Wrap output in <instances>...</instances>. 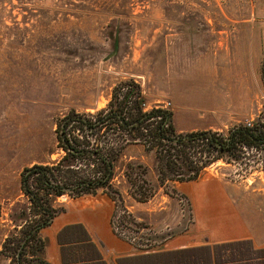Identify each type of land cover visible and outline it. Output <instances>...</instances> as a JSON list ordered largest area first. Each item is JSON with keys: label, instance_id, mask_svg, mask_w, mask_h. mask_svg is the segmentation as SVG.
I'll use <instances>...</instances> for the list:
<instances>
[{"label": "rangeland", "instance_id": "1", "mask_svg": "<svg viewBox=\"0 0 264 264\" xmlns=\"http://www.w3.org/2000/svg\"><path fill=\"white\" fill-rule=\"evenodd\" d=\"M263 60L264 0H0V264H13L3 244L30 206L22 172L63 155L65 117L96 115L131 83L147 109L172 110L176 127L227 134L264 120ZM239 154L242 161L219 159L199 177L222 179L264 211V148ZM129 157L147 165L150 197L136 200L140 186L120 168L111 221L138 247H157L194 217L185 182L162 185L155 152L142 143L129 145L122 163ZM74 199L58 202L71 210Z\"/></svg>", "mask_w": 264, "mask_h": 264}, {"label": "trees", "instance_id": "2", "mask_svg": "<svg viewBox=\"0 0 264 264\" xmlns=\"http://www.w3.org/2000/svg\"><path fill=\"white\" fill-rule=\"evenodd\" d=\"M261 72L264 80V60ZM57 137L63 155L55 161L28 166L22 172L21 188L30 206L14 217V231L3 244L13 264H49L42 256L46 240L41 232L64 210L58 202L60 197L76 198L102 191L120 201L121 192L115 182L120 168L129 184L140 186L133 197L149 200L150 195L142 190L147 182V165L131 157L122 163L129 145L142 143L147 151L155 152L162 185L166 181H190L219 159L239 162L240 151L264 148V120L236 124L227 134L212 129L178 132L172 110L162 105L147 109L142 91L128 83L96 115L65 117L59 123ZM198 154L206 157L205 164Z\"/></svg>", "mask_w": 264, "mask_h": 264}, {"label": "crops", "instance_id": "3", "mask_svg": "<svg viewBox=\"0 0 264 264\" xmlns=\"http://www.w3.org/2000/svg\"><path fill=\"white\" fill-rule=\"evenodd\" d=\"M184 182L194 220L162 245L140 248L118 235L110 196H80L42 229L43 258L49 264H264V211L222 179ZM80 199L86 206L75 207Z\"/></svg>", "mask_w": 264, "mask_h": 264}, {"label": "built area", "instance_id": "4", "mask_svg": "<svg viewBox=\"0 0 264 264\" xmlns=\"http://www.w3.org/2000/svg\"><path fill=\"white\" fill-rule=\"evenodd\" d=\"M170 103H166L165 105H169ZM247 124L248 125H250L251 124V122H247ZM183 197V196H182ZM193 220H194V217H191L190 218V223L189 224H191L192 222H193ZM112 222V225H113V227H114V229H115V231L119 234V233H121L126 239H128L127 237V235L124 233V232H120L119 230H118V227H117V224H116V222L115 221H111ZM128 240H130V239H128ZM132 241V240H131Z\"/></svg>", "mask_w": 264, "mask_h": 264}]
</instances>
